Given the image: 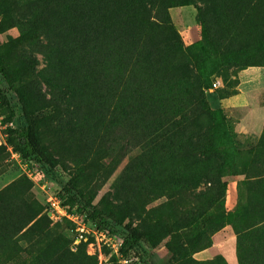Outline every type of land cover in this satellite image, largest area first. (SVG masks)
<instances>
[{
	"label": "trees",
	"instance_id": "trees-1",
	"mask_svg": "<svg viewBox=\"0 0 264 264\" xmlns=\"http://www.w3.org/2000/svg\"><path fill=\"white\" fill-rule=\"evenodd\" d=\"M37 3H42L37 7L40 13L32 9ZM178 7L195 8L200 26V39L185 48L170 28L169 11ZM56 19L70 23V40L63 36L67 43L64 47L56 43L57 53L52 62L65 81L77 90L82 89L79 93L84 92L86 105L92 101L88 107L100 123L106 115L112 116L117 105L120 112L119 107L129 106L131 101L142 110L147 106L155 119L153 129L130 126L135 118L127 121L130 123L125 125V135L134 132L132 138L140 142L156 133L158 141L146 150H189L178 153L180 162L172 177L174 183H184L186 178L181 174L192 170V182L197 181L199 161L204 163V176L211 179L212 159L219 161L222 170L233 169V176L247 178L242 207L252 223L236 225L237 220L243 219L241 212H225L216 201H211L214 213L202 223L221 218L231 225L236 264H243L244 253H251L254 245L264 243V233H259L264 217L257 215L264 211V196L253 189L264 182V174L245 171V166L264 159V134L253 148L236 150L224 112L209 104L204 91L212 88L216 78H221L223 89L218 94L224 98V89L238 85L237 77L228 72L264 68V0H0V33L17 32L15 38L0 47V117L7 135L6 145L22 160H30L45 170L50 181L56 178L57 159L40 136L45 121L37 115L39 102L28 83L35 63L13 60L11 55L16 46H28L42 53L40 37L52 33ZM139 78L149 86L141 95L137 91L138 86L143 87L138 84ZM91 91L95 92L93 99L87 95ZM123 133L113 138L107 150H127L122 138H128ZM4 151L0 148V156ZM160 153L155 151L157 157ZM197 155V162L182 161L183 156L197 160ZM150 160L145 159V163ZM145 169L149 167L143 164L131 168ZM154 175L152 171L149 177ZM214 181L225 192L226 182ZM59 197L68 212L82 215L98 230L121 238L123 251L141 260L147 255L148 246L174 232L170 207L155 224L141 231L125 223L123 213L111 210L102 201L94 204L74 186V180L61 184ZM41 211L42 206L36 203L26 214H15L17 221L8 225V230H23ZM187 221L179 230L185 238L197 236L200 225L192 226ZM209 247L211 242L192 254Z\"/></svg>",
	"mask_w": 264,
	"mask_h": 264
},
{
	"label": "rangeland",
	"instance_id": "rangeland-1",
	"mask_svg": "<svg viewBox=\"0 0 264 264\" xmlns=\"http://www.w3.org/2000/svg\"><path fill=\"white\" fill-rule=\"evenodd\" d=\"M41 4H34L32 9L35 8L40 13L37 7ZM22 9L27 10L26 6ZM180 10L182 11L179 8L170 11L171 31L174 34L176 29L187 32L184 42L194 43L199 38L200 29L195 22V10L193 7ZM56 24L58 27L55 26L50 35L40 37L42 53L28 46H16L11 55L13 60L35 63L28 83L39 102L37 115L44 117L45 121L40 129L41 140L57 159V167L56 178L50 181L45 170L13 153L6 145L7 135L5 126L1 124L3 117H0V148L5 150L0 156V220L3 227L0 235V264H228L222 256L198 263L192 259V253L210 242L212 246L235 237L231 225L225 224L221 218H214V221L202 225L206 216L214 213L211 201L221 204L225 212L239 210L243 219L237 220L236 225L252 223L251 217L244 214L242 207L247 178L243 179L244 175L233 176V169L222 170L219 161L212 159L211 179L204 176V163L199 161L196 164L197 181L192 182L195 176L192 170L181 174L186 178L184 183H174L172 177L180 162L178 153H188L189 150H146L158 141L156 133L140 142L138 138H132L134 132L125 135V125L130 123L127 121L135 118L137 119L130 126L148 130L154 127L152 121L155 119L149 108L145 106L142 110L141 106L132 101L129 106L119 107L122 113L117 105L112 116L109 118L106 115L103 123H100L88 107L92 101L86 105L83 101L84 92L79 93L82 89L77 90V87L75 89L73 84L65 81L52 62L57 53L56 43L62 47L67 45L62 38L64 36L69 39L71 28L70 23L64 20L56 19ZM16 36L15 30L0 33V47ZM129 68L132 69L133 66L130 65ZM240 72L231 70L228 73L237 77ZM253 74H256L253 69H248L241 76ZM253 80L254 85L248 92L251 100H254L252 102H260L261 99L264 100V94H261L264 92V68L260 77L256 74ZM247 82L249 81L245 80L246 84ZM69 84L70 87H67ZM138 84L143 85L142 88H139L141 85L137 88L141 95L140 92L146 91L149 86L145 80L140 82V78ZM94 94L93 91L87 92L90 99H93ZM231 120L232 117L229 121ZM226 124L230 125L228 122ZM260 130L257 142L264 134V123ZM122 133V136L128 138H122L127 150H107L113 138ZM235 142L236 150H246ZM246 146L247 149L253 148L254 140ZM155 151L161 152L160 156L157 157ZM145 159H151L150 163L146 164ZM194 159L182 157V161L188 163L197 162L200 158L197 155V160ZM134 160H138V163H133ZM142 164L149 169L131 170ZM148 170L154 171L155 175L149 177L152 171L147 172ZM245 171L264 174V159L245 166ZM215 179L226 182L225 192L220 183H214ZM73 180L74 186L80 188L94 204L102 201L111 210L123 213L125 223L141 231L146 226L155 224L162 212L170 207L174 232L155 245L148 246L144 260L133 253L124 252L122 245H118L117 236L98 230L84 216L68 212L62 205L59 197L61 184ZM239 180L242 182V189L241 197L237 200L236 187ZM253 189L260 190L264 196V182ZM55 200L59 202V208L52 205ZM36 203L42 206V211L33 221L21 231L8 230L7 226L17 221L15 214H26ZM257 215L264 217V211ZM227 219L231 221L230 218ZM185 220L192 226L200 225L197 236H183L179 229ZM259 233L263 235L264 226ZM254 246L255 249L245 246L252 252L244 253L243 264H264V243L259 242Z\"/></svg>",
	"mask_w": 264,
	"mask_h": 264
},
{
	"label": "crops",
	"instance_id": "crops-1",
	"mask_svg": "<svg viewBox=\"0 0 264 264\" xmlns=\"http://www.w3.org/2000/svg\"><path fill=\"white\" fill-rule=\"evenodd\" d=\"M178 8L179 11H182L180 9L184 7H178ZM178 8H174V9H178ZM195 17H196V10H195ZM195 22L196 25L199 26L196 20ZM175 31H176L175 35L179 39V42L183 48L193 44V43L189 44L184 42L185 38L188 35L187 32L179 31V29H176ZM199 39H200V29H199L198 40ZM248 69H253V71L256 74H259L260 77L262 68L252 67ZM244 71L245 70L241 71L237 75L238 85L235 88L224 89L225 91L224 98H220L218 94V90L223 89V83L221 78L215 79L214 82L217 83V86L215 88H210L204 91L206 95V99L208 100L209 104L213 107L222 109V111L224 112L228 124L230 123V125H228V128L231 133V136L235 141H237L241 145V149H247L246 145L250 143L252 140H254V145L257 143V140L259 138L258 133L259 131L261 132L260 130L261 125L262 123H264V100L261 99L260 102H252L254 100H251V95L248 92V90H250L254 85L253 78L254 79L256 78V74H253L252 76L245 75L244 77H242L241 75L243 74ZM245 80H248L249 82H247L246 84ZM261 94L263 95L264 92H262ZM230 117H232L231 121H229ZM243 179H246V177H243ZM241 189H242V182L239 180L236 187L237 190L236 195L238 197L237 200H239L241 197ZM229 196L230 195L228 194V197ZM217 256H222L223 259L228 264L237 263L236 254H235V237H229L225 241L219 242L203 251L195 253L193 255V259L196 261H208L211 260L213 257H217Z\"/></svg>",
	"mask_w": 264,
	"mask_h": 264
},
{
	"label": "built area",
	"instance_id": "built-area-1",
	"mask_svg": "<svg viewBox=\"0 0 264 264\" xmlns=\"http://www.w3.org/2000/svg\"><path fill=\"white\" fill-rule=\"evenodd\" d=\"M216 86H217V83L214 82L213 85H212V88H215ZM54 204L56 205V208H59V202H58V201L55 200V202H53L52 205H54ZM116 239H117V241H118V243H119L118 245L121 246V245H122V239L119 238V237H117ZM122 262H123V263H126V261H122Z\"/></svg>",
	"mask_w": 264,
	"mask_h": 264
}]
</instances>
